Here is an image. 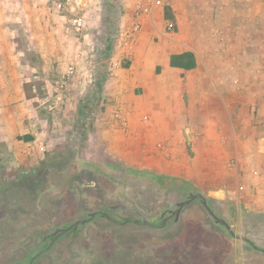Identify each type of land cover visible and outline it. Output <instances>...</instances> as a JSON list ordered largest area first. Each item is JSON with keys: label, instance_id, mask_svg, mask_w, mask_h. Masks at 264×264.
<instances>
[{"label": "rangeland", "instance_id": "rangeland-1", "mask_svg": "<svg viewBox=\"0 0 264 264\" xmlns=\"http://www.w3.org/2000/svg\"><path fill=\"white\" fill-rule=\"evenodd\" d=\"M179 1L171 0L163 8L165 18L168 8L176 18L174 6L178 8ZM94 2L98 14L90 13L86 18L91 25L82 30L73 26L52 35L43 31L39 37L22 30L16 37L24 88L38 106L41 119L43 158L38 167L22 169L0 157V264L24 260L38 237L61 225L68 209L75 207L76 187L89 186L98 177L105 182L117 180L138 198L174 201L188 189L199 191L212 199L236 236H246L264 249V61L240 62L242 47L219 48L207 38L199 48V89L191 96L193 103L176 113L181 116L177 124H181L166 131L147 119L143 128H153L156 133L153 139L138 142L125 124L123 129L120 125L114 129L109 123L105 109L111 102L108 88L99 99H93V94L100 66L107 65L108 74L131 67L132 44L143 19L135 40L127 43L119 35L132 28L134 2ZM172 21V30L165 23L167 32L177 29ZM250 54L254 58L252 51ZM110 89H114L112 85ZM163 93V102L178 98L177 91L165 89ZM187 99L190 97L184 102ZM138 106L142 107L140 102ZM91 124H97V129L90 128ZM115 134L120 141L116 142ZM134 148L142 149L144 156ZM207 221L213 233L227 236L237 264H264V252L227 234L210 218ZM194 223L197 229H190L178 241L182 228L162 237L137 236L131 230L120 239L109 232L104 237L82 234L89 254L77 264H198L201 260L203 264H223L212 251L209 256L201 255L205 243ZM66 242L67 238L34 264L64 259Z\"/></svg>", "mask_w": 264, "mask_h": 264}, {"label": "crops", "instance_id": "crops-1", "mask_svg": "<svg viewBox=\"0 0 264 264\" xmlns=\"http://www.w3.org/2000/svg\"><path fill=\"white\" fill-rule=\"evenodd\" d=\"M94 1L0 0V157L11 160L12 165L30 169L38 167L43 158L39 129L41 119L37 114L38 106L26 95L16 37L22 30H28L32 37H39L43 31L52 35L54 31L68 30L75 27L74 18L70 17L72 15H81L84 27L90 26L91 20L86 17L90 13L98 14L99 9ZM174 7L177 11L176 18L173 16L177 23L176 31L171 33L165 30L168 18H165L163 8H157L151 16L143 17L142 30L132 44L131 67L125 72H110L103 86V91L108 88L106 95H111V102L105 108L109 123L114 129L125 124L130 136L138 139V142H147L156 133L153 128H143L147 119L166 131L171 130L174 124H181H177L181 116L176 113H181L193 103L191 96L199 89L201 72L196 71L198 63L202 62L199 48L207 38L213 39L210 43L219 48L242 47L243 53L238 58L240 62L264 61V37L261 38V34L264 36V0H180L178 8ZM186 51L194 53L196 66L188 70L172 66L171 56ZM157 69H161L162 73H157ZM111 85L113 90L110 89ZM165 89L177 91L178 98L174 102H163ZM204 89L208 90L206 86ZM185 97H190L188 102H184ZM139 102L142 107L138 106ZM94 127L97 129V124ZM114 136L116 142L120 141L119 134ZM134 150L136 154L144 156L142 149ZM111 155L120 157L114 153ZM98 181L94 178L91 185L84 189V211L96 208L105 198L106 189ZM74 209H68L64 220H70ZM189 218L183 221L185 225L177 241L190 229H197L194 223L197 222L201 230L199 239L205 243L201 255L207 253L209 256L212 251L210 253L219 256L223 264H237L239 260L235 250H230L227 236L223 232L211 231V222L207 221L209 218L204 210L200 208L197 216L191 218L192 222ZM87 231L95 237H104V233H108L107 228L94 223L88 225ZM196 262L203 264L202 260Z\"/></svg>", "mask_w": 264, "mask_h": 264}, {"label": "flooded vegetation", "instance_id": "flooded-vegetation-1", "mask_svg": "<svg viewBox=\"0 0 264 264\" xmlns=\"http://www.w3.org/2000/svg\"><path fill=\"white\" fill-rule=\"evenodd\" d=\"M96 180L98 181V178ZM100 180L102 178L99 177ZM101 182H103L101 186L106 189V195L100 205L89 211H84L83 203L86 201L84 189L88 186H83L82 188L77 186V190L74 192L75 195L72 197L76 200L74 202L75 211L71 218H69L70 220H64L61 225L53 227L51 230L40 235L38 237L39 241L28 251L25 259L18 261L16 264H34L65 238H67V253L63 255L64 259L58 260L57 258L58 261H55L54 264H77L86 260L89 254L88 248L81 241V236L88 233L87 230L90 223H98L107 228V232L110 233L112 238L120 239L123 237L120 232H125V230H131L133 231L131 233L137 236L145 234L147 236L149 234L151 237H162L177 228H182L185 214L186 217H190L189 221L191 220L192 222L191 218L197 216L198 210L201 208L216 226L221 227L224 232H228L223 224L217 223L209 214L201 198L196 197L188 204L182 207L179 206V203L186 201L190 194H196L199 191L188 189L184 196L174 201H170L169 199L154 200L151 198H138L133 193H127L124 185L117 180L105 182L103 179ZM206 202L217 216L225 219L212 199L206 197ZM178 209L180 210L178 211ZM96 211L101 212L93 216L88 222L82 223L89 218L90 212ZM177 215L179 216L178 220H176ZM69 226H71V229L67 232H61L62 229ZM227 234L230 233L228 232Z\"/></svg>", "mask_w": 264, "mask_h": 264}, {"label": "built area", "instance_id": "built-area-1", "mask_svg": "<svg viewBox=\"0 0 264 264\" xmlns=\"http://www.w3.org/2000/svg\"><path fill=\"white\" fill-rule=\"evenodd\" d=\"M135 4L134 8V22L130 31L121 32L119 37L124 38L127 43L133 42L137 36V33L141 29V19L145 16H151L155 9L157 8H164L165 6L169 5L171 0H131ZM62 4L59 3V7ZM167 28L169 30L173 29V21L167 20L166 21ZM74 25L76 30H82L84 27V21L82 18H77L74 20ZM111 69V68H110ZM70 73H73V68L70 70Z\"/></svg>", "mask_w": 264, "mask_h": 264}, {"label": "trees", "instance_id": "trees-1", "mask_svg": "<svg viewBox=\"0 0 264 264\" xmlns=\"http://www.w3.org/2000/svg\"><path fill=\"white\" fill-rule=\"evenodd\" d=\"M166 17L170 20H173V17L169 11V8L166 13ZM171 65L174 67L182 68V69H192L196 66V58L193 52L186 51L179 54H173L171 56ZM107 65L100 66V71L96 83V91L93 94V99H99L101 96V93L103 91V86L107 80L108 77V71L106 70ZM26 86V84H24ZM27 97H31L29 94H26ZM90 128H94V125L91 124Z\"/></svg>", "mask_w": 264, "mask_h": 264}, {"label": "water", "instance_id": "water-1", "mask_svg": "<svg viewBox=\"0 0 264 264\" xmlns=\"http://www.w3.org/2000/svg\"><path fill=\"white\" fill-rule=\"evenodd\" d=\"M214 193H215L214 191H210V192H209V194H214ZM196 197H199V198L202 199V202H203V204L206 206V208H207L209 214H210V215L216 220L217 223H221V224H223V225L226 227V229L228 230V232H229L232 236H236V235H235V232L231 229L229 223H228L225 219H223V218L217 216V215L214 213V211L209 207V205H208L207 202H206V196H205L204 194H202L201 192H197L196 194H190L189 198H188L186 201L179 203V206L182 207V206H184L185 204H188L189 202H191L192 199H194V198H196ZM179 210H180V209H178V211H179ZM100 212H101V211L90 212V213H89V218H87L86 220H84L82 223L88 222L89 220L92 219L93 216H95L97 213H100ZM178 217H179V216L177 215V219H176V220H178ZM75 225H76V223H75ZM69 229H71V226H69L68 228L62 229L61 232H67ZM57 231H60V230H57ZM236 237L240 238L241 240H245V241L250 242V244L252 245V247H253L254 249H257V250H259V251H261V252H264V249L259 248L255 243L252 242V240H251L250 238H248V237H246V236H236ZM32 259H34V258H32Z\"/></svg>", "mask_w": 264, "mask_h": 264}]
</instances>
